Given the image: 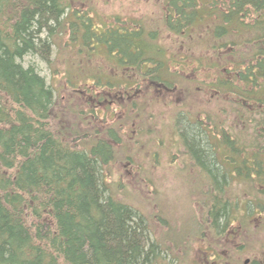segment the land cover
<instances>
[{
    "label": "trees",
    "instance_id": "1",
    "mask_svg": "<svg viewBox=\"0 0 264 264\" xmlns=\"http://www.w3.org/2000/svg\"><path fill=\"white\" fill-rule=\"evenodd\" d=\"M166 8L167 32L191 39L204 31L211 57L190 61L161 45L155 30L68 13L67 0H0V264H157L165 251L146 218L108 194L103 171L113 144L73 146L54 117L53 88L23 63H50L68 29L81 54L103 53L154 85L188 90L185 70H212L216 120L178 113L181 163L210 178V229L222 235L234 223L264 220V0H166ZM238 183L249 205L228 194Z\"/></svg>",
    "mask_w": 264,
    "mask_h": 264
},
{
    "label": "rangeland",
    "instance_id": "2",
    "mask_svg": "<svg viewBox=\"0 0 264 264\" xmlns=\"http://www.w3.org/2000/svg\"><path fill=\"white\" fill-rule=\"evenodd\" d=\"M67 2L68 13L86 12L106 26L155 30L161 45L190 61L211 57V50L204 46V31L191 39L167 32L166 0ZM70 37L68 29L61 46L58 42L53 47L50 63L32 57L23 63L35 66L53 88L54 117L73 146L89 151L101 139L113 144L112 161L103 171L108 194L146 218L151 240L165 250L157 264H264V220L234 223L222 235L210 229V178L192 163L188 167L181 163L185 153L182 137L174 133L178 113L188 110L193 118L216 120L219 100L215 86L209 85L213 83L212 70H185L182 83L188 90L179 87V82L165 88L133 68H119L103 53L92 57L84 51L81 54ZM97 76L102 81L97 82ZM107 82L113 86H106ZM179 124L188 129L186 120L179 118ZM110 130L118 133L117 139ZM245 189L238 183L228 194L249 205Z\"/></svg>",
    "mask_w": 264,
    "mask_h": 264
},
{
    "label": "bare ground",
    "instance_id": "3",
    "mask_svg": "<svg viewBox=\"0 0 264 264\" xmlns=\"http://www.w3.org/2000/svg\"><path fill=\"white\" fill-rule=\"evenodd\" d=\"M214 157V156H213Z\"/></svg>",
    "mask_w": 264,
    "mask_h": 264
},
{
    "label": "flooded vegetation",
    "instance_id": "4",
    "mask_svg": "<svg viewBox=\"0 0 264 264\" xmlns=\"http://www.w3.org/2000/svg\"><path fill=\"white\" fill-rule=\"evenodd\" d=\"M216 261V260H215Z\"/></svg>",
    "mask_w": 264,
    "mask_h": 264
}]
</instances>
